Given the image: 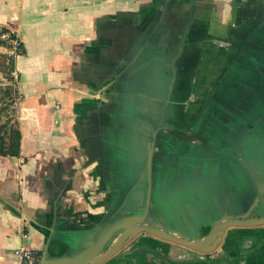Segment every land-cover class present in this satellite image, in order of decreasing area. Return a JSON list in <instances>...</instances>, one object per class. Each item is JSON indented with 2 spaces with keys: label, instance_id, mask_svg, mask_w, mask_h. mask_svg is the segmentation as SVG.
<instances>
[{
  "label": "crops",
  "instance_id": "0c3cea01",
  "mask_svg": "<svg viewBox=\"0 0 264 264\" xmlns=\"http://www.w3.org/2000/svg\"><path fill=\"white\" fill-rule=\"evenodd\" d=\"M3 30L20 40L15 56ZM170 64L165 122L217 146L159 134L178 172L159 182L155 170L163 223L201 239L246 196L264 215V0H0V264L92 242L126 185L143 182ZM201 216L211 223L195 234ZM105 264H264V228H229L211 254L137 236Z\"/></svg>",
  "mask_w": 264,
  "mask_h": 264
},
{
  "label": "water",
  "instance_id": "95a60500",
  "mask_svg": "<svg viewBox=\"0 0 264 264\" xmlns=\"http://www.w3.org/2000/svg\"><path fill=\"white\" fill-rule=\"evenodd\" d=\"M170 67L172 76L166 94L161 99L160 118L151 133L149 149L144 160V168L141 171L143 182L126 185L127 187L113 201L110 209L90 230L93 239L88 246L56 259H49L46 256L45 248L38 264H105L122 251L132 239L141 234L196 253L211 254L216 250L221 237L229 228H264V215H258L255 210L251 209V202L249 204L247 196L245 201H241L237 205L240 211L236 214L228 212V205L225 202L221 214L201 239L190 238L182 231L170 229L163 223V219L159 216V209L155 206V170H158L157 157L160 153L165 151L167 154L171 149L159 147V134L163 133L182 143L217 146L212 136L184 132L165 122L170 95L177 77V70L173 64H170ZM222 90H226V88H222ZM263 123L264 120L261 124ZM241 143L242 141L238 143V147L241 146ZM238 147H234V149ZM171 151L174 152V150ZM260 193L261 191L258 190L253 193V197L261 198L259 197Z\"/></svg>",
  "mask_w": 264,
  "mask_h": 264
},
{
  "label": "rangeland",
  "instance_id": "374dc122",
  "mask_svg": "<svg viewBox=\"0 0 264 264\" xmlns=\"http://www.w3.org/2000/svg\"><path fill=\"white\" fill-rule=\"evenodd\" d=\"M3 33H5V30H3L2 31V34ZM162 156V154H160L158 157H157V162L159 163V167L158 168H160V170L158 171V178H159V182H161L162 181V178H164V176L167 178L169 175L170 176H173L175 173L177 174L178 172L176 171L177 169H175L174 168V165H171L170 164V162L169 161H166V163H164L163 161H162V158L163 157H161ZM167 157V156H166ZM165 157V158H166ZM167 159V158H166ZM163 163V164H162ZM221 165H222V167H223V170L222 171H224L226 168H228L227 167V165H226V163L225 162H223V163H220ZM215 173V172H217V167H212V168H208V174L209 173ZM168 179V178H167ZM228 180L229 178L227 177V176H224V177H222V180ZM204 182H202V184L203 185H201V183H200V187L198 188V190L205 196V191H204V189L203 188H201V186H204V187H207V185L210 183V182H206L205 183V178H204V180H203ZM185 200H187V199H184V200H181V201H185ZM191 202H193L192 200H191ZM192 205L193 206H195V204L194 203H192ZM166 208V207H165ZM170 208V211H174V208L173 207H169ZM167 209V211H168V208H166ZM198 221H199V223H200V225H198L197 226V228H196V231H193L195 234H202L203 232H204V228L205 227H208V226H210V223H211V220H209V218L208 217H199L198 219H197ZM192 222H196V221H194L193 220V218H192Z\"/></svg>",
  "mask_w": 264,
  "mask_h": 264
},
{
  "label": "built area",
  "instance_id": "2783aa9c",
  "mask_svg": "<svg viewBox=\"0 0 264 264\" xmlns=\"http://www.w3.org/2000/svg\"><path fill=\"white\" fill-rule=\"evenodd\" d=\"M2 37L6 39L12 47V52L9 53V55L15 56L16 51L20 47L19 38L10 33H3ZM15 253L21 258L23 264H38L40 261V253L37 250L22 248Z\"/></svg>",
  "mask_w": 264,
  "mask_h": 264
},
{
  "label": "trees",
  "instance_id": "16d2710c",
  "mask_svg": "<svg viewBox=\"0 0 264 264\" xmlns=\"http://www.w3.org/2000/svg\"><path fill=\"white\" fill-rule=\"evenodd\" d=\"M15 140H16V143L13 144V149H11L9 151V154H11L13 156H16V155L19 154V145H18V142H19V134L18 133L15 135Z\"/></svg>",
  "mask_w": 264,
  "mask_h": 264
},
{
  "label": "bare ground",
  "instance_id": "6f19581e",
  "mask_svg": "<svg viewBox=\"0 0 264 264\" xmlns=\"http://www.w3.org/2000/svg\"><path fill=\"white\" fill-rule=\"evenodd\" d=\"M147 86H148V91H150V90H149V85H147ZM141 87H142V86H141ZM143 87H144V86H143ZM137 88H138V87H137ZM137 88H136V89H137ZM138 89H139V91H140V88H138ZM141 89H142V88H141ZM142 90H144V89H142ZM146 90H147V89H146ZM141 93H142V92H141ZM148 93H150V92H148ZM142 94H144V93H142ZM145 94H146V93H145ZM143 109H144V108H143ZM151 111L154 112V110H151ZM212 113H213V112H212ZM213 115H214V114H213ZM121 116H122V115H121ZM125 116H126V115H125ZM122 117H123V116H122ZM122 117H120V118H122ZM122 120H123V119H122ZM121 122H123V121H121ZM121 122H120V123H121ZM122 124H123V123H122ZM123 125H124V124H123ZM121 127H122V126H121ZM108 131H109V130H108ZM216 136H217V135H216ZM216 136H215V137H216ZM217 137H218V136H217ZM213 138H214V137H213ZM230 147H231V146H230ZM223 150H224V149H223ZM223 152H224V151H223ZM107 154H108V153H107ZM107 154H106V155H107ZM109 154H110V153H109ZM109 154H108V155H109ZM221 154H223V153H221ZM228 154H229V153H228ZM230 155H231V154H230ZM104 156H105V155H104ZM104 156H103V157H104ZM112 156H113V155H112ZM112 156H111L110 158H112ZM115 156H116V155H115ZM115 156H113V157H115ZM230 157H231V156H230ZM106 158H107V157H106ZM110 158H109V159H110ZM107 159H108V158H107ZM104 161H106V160H104ZM105 163H106V162H105ZM114 163H115V162H114ZM110 164H111V163H110ZM113 165H114V164H113ZM194 168H195V167H194ZM186 173H187V172H186ZM177 174H178V173H177ZM180 174H181V173H180ZM180 174H179V175H180ZM184 174H185V173H184ZM184 184H185V183H184ZM184 184H182V185H184ZM258 185H259V184H258ZM241 186H242V185H241ZM243 186H245V185H243ZM252 189H253V188H252ZM204 191H205V190H204ZM251 191H252V190H251ZM207 193H208V191H207ZM203 194H204V193H203ZM203 194H202V195H203ZM206 196H207V195H206ZM241 196H243V195H241ZM206 203H207V202H206Z\"/></svg>",
  "mask_w": 264,
  "mask_h": 264
},
{
  "label": "flooded vegetation",
  "instance_id": "af4514ba",
  "mask_svg": "<svg viewBox=\"0 0 264 264\" xmlns=\"http://www.w3.org/2000/svg\"><path fill=\"white\" fill-rule=\"evenodd\" d=\"M139 236H144L143 234L139 235ZM156 239V238H155ZM159 240V239H158ZM162 241V240H161Z\"/></svg>",
  "mask_w": 264,
  "mask_h": 264
}]
</instances>
